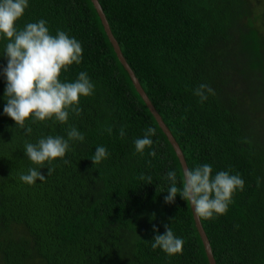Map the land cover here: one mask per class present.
<instances>
[{
  "label": "trees",
  "instance_id": "trees-1",
  "mask_svg": "<svg viewBox=\"0 0 264 264\" xmlns=\"http://www.w3.org/2000/svg\"><path fill=\"white\" fill-rule=\"evenodd\" d=\"M123 56L178 142L188 168L210 164L244 181L224 215L201 219L216 264H264V0H98ZM46 20L82 45L80 64L62 82L86 72L94 85L68 122L30 119L25 129L3 112L6 77L0 37V264H209L188 202L165 203L182 167L166 134L119 61L91 0H29L17 28ZM209 85L203 103L194 95ZM84 134L71 151L41 169L26 142ZM156 129L144 152L134 141ZM111 127L109 134L105 129ZM125 130L121 138L120 129ZM98 146L109 155L91 159ZM155 150L156 156L149 155ZM65 159L68 163H65ZM29 168L45 176L27 184ZM48 168L54 169L48 175ZM151 176L152 183L141 180ZM165 225L184 241L169 256L151 247Z\"/></svg>",
  "mask_w": 264,
  "mask_h": 264
},
{
  "label": "clouds",
  "instance_id": "clouds-1",
  "mask_svg": "<svg viewBox=\"0 0 264 264\" xmlns=\"http://www.w3.org/2000/svg\"><path fill=\"white\" fill-rule=\"evenodd\" d=\"M29 6V0H0V37L7 39L4 54L7 66L3 67L6 77L5 99L7 103L3 112L9 116L25 133L30 135L32 128L26 126V121L32 120L55 121L65 124L68 122L70 111L80 115L82 96H91L94 85L86 72H80L75 82H62L60 77L63 71L75 64H80L83 58L81 43L70 37L65 31L57 30L55 35L50 34L46 20L26 23L22 29L17 28V21L21 19ZM215 95L214 90L207 84H200L194 95L203 103L208 95ZM109 134L112 128L105 129ZM156 129L148 127L142 138L134 141L135 150L143 153L153 145L152 136ZM120 136H125L123 127ZM85 136L76 127H70L67 139L62 136L42 137L37 143L26 142L25 155L29 160L39 165L41 169L45 162L51 164L57 158L63 159L71 151L70 141L83 142ZM109 153L103 146H98L91 158L94 165L101 163ZM149 155L155 157V150ZM65 163L68 161L65 159ZM54 169L48 168V175ZM18 179L27 184H34L37 180L44 181L46 176L37 168H29L27 174L21 173ZM141 180L152 183L151 176H141ZM170 181L164 197L165 203H175L177 195L191 205L195 214L201 219H213L224 215L228 211L234 193L243 191L245 181L238 175L228 171H219L213 175L210 164L198 165L195 168H184L182 172V187H177V172L170 170L166 174ZM153 231L157 234L152 239L151 247L160 248L169 256L183 252L184 241L177 237L172 228L165 225V232L159 233L156 225Z\"/></svg>",
  "mask_w": 264,
  "mask_h": 264
},
{
  "label": "water",
  "instance_id": "water-1",
  "mask_svg": "<svg viewBox=\"0 0 264 264\" xmlns=\"http://www.w3.org/2000/svg\"><path fill=\"white\" fill-rule=\"evenodd\" d=\"M100 19L101 22L103 24V27L105 29V32L114 48V51L119 59V61L122 63V65L124 66V68L127 70L133 85L135 86L137 92L140 94V96L142 97V99L144 100L145 104L148 106L149 110L151 111V113L153 114V116L155 117L156 121L158 122V125L160 126V128L163 130V132L166 134L169 142L172 144L177 157L180 161L182 170L184 168H188L185 157L183 155V152L178 144V142L176 141V139L174 138V136L172 135L171 131L169 130V128L166 126V124L164 123L162 117L160 116L159 112L156 110V108L154 107V105L152 104V102L150 101V99L148 98L146 92L144 91V89L142 88L138 78L136 77L134 71L132 70V68L130 67V65L128 64L126 58L123 56L122 51L120 49L119 43L116 40V38L114 37L111 28L109 26L108 20L105 16V13L99 3L98 0H91ZM191 206V205H190ZM192 209V207H191ZM193 217H194V221L197 227V230L199 232V235L202 239L204 248H205V252L209 261V264H216V261L214 259L213 253H212V248L209 242V239L204 231V228L202 226L201 220L200 218L195 214V212L193 211Z\"/></svg>",
  "mask_w": 264,
  "mask_h": 264
}]
</instances>
